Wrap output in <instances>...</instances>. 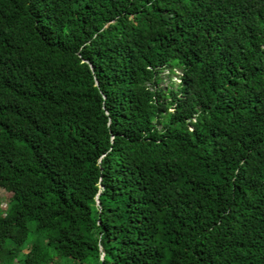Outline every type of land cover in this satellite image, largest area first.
I'll return each mask as SVG.
<instances>
[{
	"label": "trees",
	"instance_id": "trees-1",
	"mask_svg": "<svg viewBox=\"0 0 264 264\" xmlns=\"http://www.w3.org/2000/svg\"><path fill=\"white\" fill-rule=\"evenodd\" d=\"M0 191V264H264V0H0Z\"/></svg>",
	"mask_w": 264,
	"mask_h": 264
},
{
	"label": "rangeland",
	"instance_id": "rangeland-1",
	"mask_svg": "<svg viewBox=\"0 0 264 264\" xmlns=\"http://www.w3.org/2000/svg\"><path fill=\"white\" fill-rule=\"evenodd\" d=\"M175 73H177V72H175ZM161 77H162V81L160 83V86H162L163 88H165L170 81H174V82L176 81L175 74H172L170 72V70H168V69H164L161 72ZM5 198H6V194L4 192L0 191V199H1L0 209L2 211L5 209V202H4Z\"/></svg>",
	"mask_w": 264,
	"mask_h": 264
},
{
	"label": "water",
	"instance_id": "water-1",
	"mask_svg": "<svg viewBox=\"0 0 264 264\" xmlns=\"http://www.w3.org/2000/svg\"><path fill=\"white\" fill-rule=\"evenodd\" d=\"M96 203V202H95ZM95 205H97V204H95Z\"/></svg>",
	"mask_w": 264,
	"mask_h": 264
}]
</instances>
